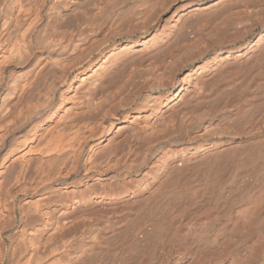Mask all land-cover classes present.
Masks as SVG:
<instances>
[{
    "label": "bare ground",
    "instance_id": "6f19581e",
    "mask_svg": "<svg viewBox=\"0 0 264 264\" xmlns=\"http://www.w3.org/2000/svg\"><path fill=\"white\" fill-rule=\"evenodd\" d=\"M0 264H264V0H0Z\"/></svg>",
    "mask_w": 264,
    "mask_h": 264
}]
</instances>
